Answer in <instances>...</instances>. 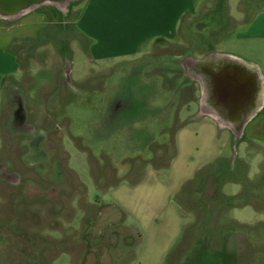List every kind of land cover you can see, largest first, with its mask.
Returning a JSON list of instances; mask_svg holds the SVG:
<instances>
[{
	"label": "rangeland",
	"instance_id": "374dc122",
	"mask_svg": "<svg viewBox=\"0 0 264 264\" xmlns=\"http://www.w3.org/2000/svg\"><path fill=\"white\" fill-rule=\"evenodd\" d=\"M78 1L4 15L19 14L2 22L16 45L25 34L41 45L22 55L0 114V170L12 172L0 176V264H20L9 248L25 243L41 251L31 264H264V143L236 138L171 74L193 80L195 59L221 51L264 57V7L204 0L171 43L95 60L72 25ZM15 96L22 123L49 129L33 142L59 175L10 123Z\"/></svg>",
	"mask_w": 264,
	"mask_h": 264
},
{
	"label": "crops",
	"instance_id": "0c3cea01",
	"mask_svg": "<svg viewBox=\"0 0 264 264\" xmlns=\"http://www.w3.org/2000/svg\"><path fill=\"white\" fill-rule=\"evenodd\" d=\"M204 2V0H80L72 25L76 28L77 37L88 43L87 49L91 58L111 60L115 57L134 56L139 51L152 49L157 43H171L169 39L177 36L180 23L197 14L205 6ZM18 17L19 14L15 15L11 21ZM0 20L1 114L5 110L6 87H15V82L23 79L18 78L23 74L21 62L25 59H22V55L31 54L30 49H36L37 45L41 44L38 42L39 39L33 44V36L25 34L23 39L21 37L20 44L16 45L15 37L7 33L11 26L2 25V22H11L10 19L1 15ZM43 20L46 22L44 17ZM220 54L253 67L256 76L261 80L263 90L260 104L244 122L239 138L250 137L264 143V57L253 60L243 58L246 57L243 52L235 55L221 51ZM15 113L19 123L21 115L17 110ZM261 207L264 208V205Z\"/></svg>",
	"mask_w": 264,
	"mask_h": 264
},
{
	"label": "water",
	"instance_id": "95a60500",
	"mask_svg": "<svg viewBox=\"0 0 264 264\" xmlns=\"http://www.w3.org/2000/svg\"><path fill=\"white\" fill-rule=\"evenodd\" d=\"M61 1L0 0V15H14L34 4ZM194 65L197 67V71L195 70L193 75L198 82L199 92L202 97L207 96L203 100L209 104L213 99L212 103L221 112L219 115L208 107V115L219 122L220 118L217 115L227 122H232L233 124H228L230 131L235 134L236 138L240 137L244 122L254 113L261 101V94L258 93V90H263L262 83L256 76L253 67L220 54H217L216 57L207 56L195 60Z\"/></svg>",
	"mask_w": 264,
	"mask_h": 264
},
{
	"label": "flooded vegetation",
	"instance_id": "af4514ba",
	"mask_svg": "<svg viewBox=\"0 0 264 264\" xmlns=\"http://www.w3.org/2000/svg\"><path fill=\"white\" fill-rule=\"evenodd\" d=\"M160 69H161V71H162V73H163V75L162 74H156L155 76H153V78H156V77H159V80H163V82L166 80V72H165V69L163 68V67H160ZM175 69V68H174ZM176 70V69H175ZM212 70V69H211ZM143 71V74L144 75H147L146 74V72H147V70H142ZM177 71H178V69H177ZM176 72V71H175ZM171 74L174 76L175 75V77H176V75H179L178 77H177V83L178 84H176V89H175V92H178L183 86H194V88H195V91L196 92H198V82H197V80L196 79H193V80H190V79H187V80H189L188 81V83H187V80H186V82L185 83H183L182 84V76H181V74L179 73V71H178V73H174V71H171ZM164 76V77H163ZM169 78H170V76H169ZM180 82V83H179ZM21 101H22V99L19 97V96H15L14 98H13V105H14V107L13 108H11V121H10V123L13 125V127L15 128V129H17V130H19L20 132H19V136L21 137V138H23L24 137V140H23V142L27 145V147H28V149L32 152H35V153H39L40 152V154L41 153H44L43 154V158L45 157V160L44 161H47L48 160V157H49V155H48V151L49 150H46L45 148H44V146H43V143L45 142L44 140H40V141H38V142H33V141H37L36 139L38 138V133L41 131V130H44V134H45V132L47 133V132H49L48 130V128H46V129H42V128H38V127H36V126H34V123L32 124L31 123V119H30V121H28V122H25V123H22V109H21ZM16 110H17V113H19V115H21V118H20V122L18 123L17 122V117H16ZM38 128V129H37ZM48 129V130H47ZM36 130V131H35ZM23 131V132H22ZM58 133V132H57ZM59 134V133H58ZM25 135H26V137H25ZM34 139V140H33ZM48 140V139H47ZM45 155V156H44ZM46 157H47V159H46ZM52 159L54 160V161H52ZM49 161V163H51L52 164V168H53V170H54V172L53 171H51V173H53L52 174V176H55V175H59L60 173V169H57L56 167H57V165H58V159H54V155H52V158L50 159V160H48ZM0 166H1V164H0ZM0 169H1V167H0ZM2 171L0 170V176H3V177H5V179L7 178L8 180L11 178V174H12V172H11V174H6V173H2ZM56 173V174H55ZM65 177H66V175H65ZM61 179V178H60ZM10 181V180H9ZM19 181V176L17 177V179H16V182H18ZM67 181V180H66ZM17 194V193H16ZM19 194V193H18ZM38 202V201H37ZM33 204V203H32ZM98 211H99V208H96V210L94 211L95 213H97L98 214ZM33 227L34 226H32V227H30V230H32L33 231V233L30 231V237H32V238H34L35 237V240H37V234L34 232V230H33ZM18 229H19V227H17ZM12 229L14 230L15 229V227L13 226L12 227ZM20 231H22V232H24V236L28 239L29 237L26 235L27 234V230H25V228H21L20 227ZM26 239V240H27ZM31 239V238H30ZM30 242H31V240H30ZM32 246H33V244H26L25 243V245L22 247V248H20V249H17V251L15 250V246H14V248H13V250L12 249H10L9 248V250L12 252H14L15 253V255H14V261H18V263L20 262V264H25V263H32L33 262V260L34 259H37V260H39V261H43L42 259H41V251H40V256H37V255H35V251L32 249ZM31 250H33V253H31L30 251ZM39 255V254H38ZM37 260H35V261H37ZM22 262H24V263H22Z\"/></svg>",
	"mask_w": 264,
	"mask_h": 264
},
{
	"label": "trees",
	"instance_id": "16d2710c",
	"mask_svg": "<svg viewBox=\"0 0 264 264\" xmlns=\"http://www.w3.org/2000/svg\"><path fill=\"white\" fill-rule=\"evenodd\" d=\"M221 1H222V0H220V2H221ZM241 1L244 3V2H247L248 0H241ZM256 2H257V3L259 2V3H258V7H263V6H264V0H254V3H256ZM53 10H54V9H53ZM247 18H248V17H247ZM247 18H246V19H247ZM219 26H220V25H219ZM221 27H223V25H222ZM175 69H176V70L178 69V71L180 70L179 67H176ZM177 76H178V75H177ZM184 83H185V82H184ZM25 264H28V262L25 263ZM29 264H31V263H29Z\"/></svg>",
	"mask_w": 264,
	"mask_h": 264
},
{
	"label": "bare ground",
	"instance_id": "6f19581e",
	"mask_svg": "<svg viewBox=\"0 0 264 264\" xmlns=\"http://www.w3.org/2000/svg\"><path fill=\"white\" fill-rule=\"evenodd\" d=\"M207 96H203V99L206 98ZM213 99H211V101L209 102V108H211L212 110H214V112H216L217 114L221 115V112L218 111L217 107L215 106L214 103H212ZM217 115L218 118L222 119L221 116Z\"/></svg>",
	"mask_w": 264,
	"mask_h": 264
}]
</instances>
